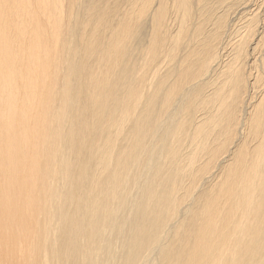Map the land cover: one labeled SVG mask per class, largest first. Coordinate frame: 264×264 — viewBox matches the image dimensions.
Listing matches in <instances>:
<instances>
[{"label":"bare ground","instance_id":"bare-ground-1","mask_svg":"<svg viewBox=\"0 0 264 264\" xmlns=\"http://www.w3.org/2000/svg\"><path fill=\"white\" fill-rule=\"evenodd\" d=\"M0 264H264V0H0Z\"/></svg>","mask_w":264,"mask_h":264}]
</instances>
